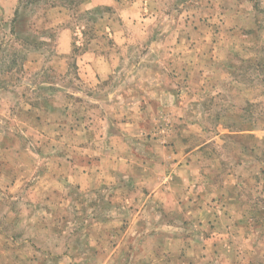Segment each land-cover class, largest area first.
I'll use <instances>...</instances> for the list:
<instances>
[{"label": "rangeland", "instance_id": "obj_1", "mask_svg": "<svg viewBox=\"0 0 264 264\" xmlns=\"http://www.w3.org/2000/svg\"><path fill=\"white\" fill-rule=\"evenodd\" d=\"M4 1L0 264H264V0Z\"/></svg>", "mask_w": 264, "mask_h": 264}, {"label": "crops", "instance_id": "obj_2", "mask_svg": "<svg viewBox=\"0 0 264 264\" xmlns=\"http://www.w3.org/2000/svg\"><path fill=\"white\" fill-rule=\"evenodd\" d=\"M4 2L7 4H10L11 2H13V0H6ZM183 55H184L183 52H180L178 50L173 51L172 56L175 59L176 63H174L175 66H168L169 71L167 70L168 73L166 74V75H168L170 80H167V82H165V83H159L158 81H155L152 84H148L147 82L142 83V88H144V90H145L144 96L147 97V98H145L147 103H148V101H150V102L157 104L159 106H162V107H170V98L167 99L166 95L160 94V93L157 94L156 91H160V89H163V85L167 86V89H164L165 91H167V90L170 91L176 87L175 82H179V80H178V78L175 79L174 76H170V74L173 72V70H176L174 75L177 77L179 75V72L181 73V72H184L186 70H189V71L192 70L189 67H185V63L183 64L181 62V56L183 57ZM163 72L165 73V70L161 69L160 73H163ZM128 90H130V88ZM178 106H183V103L179 102ZM176 107H177V105H176ZM178 108H180V107H178ZM118 136L119 137L121 136L119 132H118ZM178 140L176 141V143H179ZM176 147H178V144H176ZM171 149H173V148H171ZM159 152H161V151H159ZM126 153H128V152L126 151ZM187 155H189V154H185L184 156L179 157V158H181V160H184L186 162V160H187L186 156ZM156 157L160 158L158 155ZM158 158H157V160H158ZM127 160L126 161H118V162L114 161L117 164V166H114L113 168L115 170H118L121 173L123 172V174L125 173L126 175H131V173L134 172L135 169H138V167L139 168L142 167L145 169L149 168L151 170L153 168H156V165H157V160L155 161L156 164H154V165H153V160H152V163H148V165H146V166L139 165L138 167H136V163H133L131 161L130 157ZM163 160H162V162H163ZM174 160H176V159H174ZM174 160L173 161H171V160L166 161V168H164V170H167V172L170 173L171 175L174 174V178L176 180L175 184H178V185L182 186L183 188H188V187L195 185L196 181L198 180V175L196 173L198 169H197L196 165H194L193 163H190V162H186L185 164H183L182 161L175 162ZM162 162L160 163V166L162 165ZM188 164H190V165H188ZM93 169L98 171L99 166H96V167L93 166ZM132 170H134V171H132ZM82 173H84V171H82ZM151 173H153V170H151ZM88 174L89 173H86L85 175L81 174V179L76 181L77 183H79L80 186L79 185H76V186L81 187V189H83L84 187L89 188L90 183L88 182V179H89ZM155 174H157V172ZM3 175H4V172H3ZM155 177H156V175H155ZM2 179H3V177H2ZM2 179H0V181ZM3 182H5V181H3ZM70 182H73V181H71V179H70ZM97 182H96V184L98 186ZM13 183H14L13 181L5 182L6 187L11 186ZM50 214H51V216H54L56 218L57 217V209L54 208V211L51 212ZM177 216H178V213H177ZM175 227L176 226L172 225V227H169V228H175ZM262 244L263 243H262L261 239L256 238V242L254 243L253 247L251 248V250H252V254H250L251 257L246 256V260L242 261V264H260V262H262V258H261L262 256L259 255L260 254L259 249H260V247H262ZM117 247L119 248V246H117ZM123 249H126V248L123 247ZM133 249H134V247L129 246L128 252L133 250ZM194 249L195 248H193V250ZM197 250H199V249H197ZM64 260L66 261L67 259H64ZM176 262L180 263V264H201V256H199L198 258H191L189 255H186V256L181 257V258L178 257ZM130 263L134 264L133 261L131 262V260H130ZM14 264H21L20 259H17L16 263H14Z\"/></svg>", "mask_w": 264, "mask_h": 264}, {"label": "trees", "instance_id": "obj_3", "mask_svg": "<svg viewBox=\"0 0 264 264\" xmlns=\"http://www.w3.org/2000/svg\"><path fill=\"white\" fill-rule=\"evenodd\" d=\"M256 2H260V0H256Z\"/></svg>", "mask_w": 264, "mask_h": 264}]
</instances>
